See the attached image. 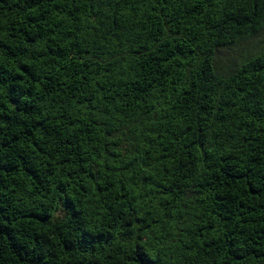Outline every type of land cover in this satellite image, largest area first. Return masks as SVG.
Listing matches in <instances>:
<instances>
[{"label": "trees", "instance_id": "obj_1", "mask_svg": "<svg viewBox=\"0 0 264 264\" xmlns=\"http://www.w3.org/2000/svg\"><path fill=\"white\" fill-rule=\"evenodd\" d=\"M0 264H264V0H0Z\"/></svg>", "mask_w": 264, "mask_h": 264}]
</instances>
